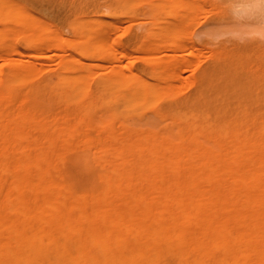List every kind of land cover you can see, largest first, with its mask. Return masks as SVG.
<instances>
[{
    "label": "bare ground",
    "instance_id": "obj_1",
    "mask_svg": "<svg viewBox=\"0 0 264 264\" xmlns=\"http://www.w3.org/2000/svg\"><path fill=\"white\" fill-rule=\"evenodd\" d=\"M21 12L14 1L0 6L5 18ZM17 32H0V41ZM80 48L94 49L89 39ZM240 53L215 60L201 82L213 92L195 97L200 107H179L158 85L115 74L82 103L86 77L76 65L34 87L36 99L55 95L120 120L122 136L97 158L103 170L87 189L53 176L65 146L25 132L45 133L42 119L4 108L12 88L34 74L28 62L10 67L0 80V264H264V108L253 107L264 83L256 84L252 54ZM79 164L92 169L87 158Z\"/></svg>",
    "mask_w": 264,
    "mask_h": 264
},
{
    "label": "rangeland",
    "instance_id": "obj_2",
    "mask_svg": "<svg viewBox=\"0 0 264 264\" xmlns=\"http://www.w3.org/2000/svg\"><path fill=\"white\" fill-rule=\"evenodd\" d=\"M9 1L23 13L10 18L0 13V32L18 31L0 41V80L16 62L30 63L34 74L12 88L4 108H27L43 120L45 133L35 128L25 132L31 139L43 142L47 135L65 146L60 151L63 161L51 172L80 189L97 184L94 174L103 170L97 158L110 156L122 136L120 120L101 117L104 113L96 108L82 112V103L97 98L102 79L137 75L147 85L167 90L173 104L200 107L195 97L213 92L201 82L214 74L215 60L250 52L256 84L264 83V0H2L0 6ZM84 22H93V28L78 30ZM87 39L94 49L84 52L80 46ZM250 53H240L241 59H251ZM66 65H76L77 73L86 77L82 103L71 104L55 95L32 97L34 87L52 85ZM255 90L264 94V84ZM262 103L253 107L263 109ZM152 123L159 130L169 122ZM70 126L77 131L66 132ZM58 129L65 131L57 134ZM86 158L90 172L79 164Z\"/></svg>",
    "mask_w": 264,
    "mask_h": 264
}]
</instances>
